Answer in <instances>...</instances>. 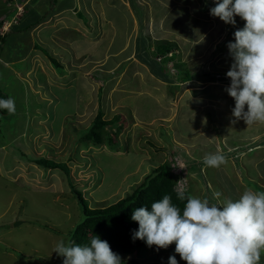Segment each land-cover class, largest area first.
<instances>
[{
  "label": "rangeland",
  "instance_id": "rangeland-1",
  "mask_svg": "<svg viewBox=\"0 0 264 264\" xmlns=\"http://www.w3.org/2000/svg\"><path fill=\"white\" fill-rule=\"evenodd\" d=\"M49 1H43L42 21L51 16L50 11L46 13ZM81 1L50 2L58 10L69 5L79 9ZM213 6L214 0H131V15L126 9L119 11L118 6L108 9L114 28L108 51L116 54L107 59L111 62L108 67L107 62L90 61L104 48L99 47L95 54L87 52L86 43L81 39L75 42L81 33L73 32L63 21L58 24V54L53 55L50 42L38 44L44 71H38V86L31 88L32 94L22 95L24 87L15 78L0 87L6 99L15 102L14 114L0 112V264H62L63 257L53 249L61 238L69 239L83 217L70 183L90 207H102L129 194L151 169L171 161L173 171L186 183L182 189L213 203L217 192L221 200H235L249 188L264 191L262 183L248 180L249 188L237 189L222 173L230 168L227 160V166L203 164L208 153L227 151L236 157L240 154L237 150L241 154L253 150L225 143L227 134L239 129L240 135L250 125L240 119L237 125L225 126L226 112L227 123L234 119V99L224 91L230 78L223 74L215 77L228 71L232 58L227 43L234 41L235 26L243 27L245 22L235 16V26L226 24L210 15ZM75 17L88 21L84 11ZM45 27V33L54 31L52 26ZM91 32L95 33V28ZM163 39L175 42V57L166 63L173 76L169 79L162 77L160 57L153 60V45ZM58 59L57 65L54 60ZM89 61L90 70L85 73L88 94L79 89L78 70ZM177 63L181 64L179 70L190 69V80H178ZM53 64L65 78L62 74L53 77ZM51 83L57 85L51 88ZM28 104L37 106L26 113ZM98 109L104 119L121 116L112 127L119 132L112 144L92 145L83 139ZM258 146L264 148V144H255L256 149ZM184 151L194 162L190 168L179 158ZM41 156L66 164L68 173L64 167L37 164L34 160ZM16 221L20 222L14 225ZM170 255L178 264H186L175 253V243L160 249L137 248L120 257L122 264H168ZM259 264H264V250Z\"/></svg>",
  "mask_w": 264,
  "mask_h": 264
},
{
  "label": "clouds",
  "instance_id": "clouds-1",
  "mask_svg": "<svg viewBox=\"0 0 264 264\" xmlns=\"http://www.w3.org/2000/svg\"><path fill=\"white\" fill-rule=\"evenodd\" d=\"M6 7L13 9V14L0 20V38L19 22L27 5L16 23L10 22L15 18L16 6L8 2ZM209 13L226 24L235 25V16L245 22L234 31V41L227 43L232 63L226 72L230 84L224 91L234 99L231 123L240 119L247 125L264 122V0H214ZM5 21L10 26L2 32ZM0 109L14 114V99H0ZM225 163L226 156L219 151L203 157L208 167ZM214 196L213 203L207 197L179 190L176 197L185 202L182 210L168 194L152 202L151 210L145 206L135 208L131 219L138 228L132 230V239L157 249L175 243V253L186 264H259L264 250V191L247 189L235 200H221L218 192ZM53 251L63 257L62 264H122L119 254L98 235L83 245L61 238ZM168 264H178L175 256L168 257Z\"/></svg>",
  "mask_w": 264,
  "mask_h": 264
},
{
  "label": "crops",
  "instance_id": "crops-1",
  "mask_svg": "<svg viewBox=\"0 0 264 264\" xmlns=\"http://www.w3.org/2000/svg\"><path fill=\"white\" fill-rule=\"evenodd\" d=\"M43 1L44 0H30L27 4L25 13L20 18L19 22L14 26H11V30L6 33L4 38H1L0 42V87L10 85V81L14 78L18 79L21 86L24 87L22 95H26L27 92L31 93V88L33 90V88L38 86V71H44V66L40 58L42 53L37 50L38 44L44 43V41L50 42L52 46V53H54L53 55L58 54V47L60 46L59 36H61L59 35L58 24L61 25V23L65 21V26H72L73 32H80V35L75 36V42L78 40L80 41L81 39V41L86 43L87 46L84 49L87 52L90 51L92 54H95L99 47H103L104 51L101 55L96 56L97 58L90 59V61L95 63L99 62L100 64L101 62H107L109 57L116 56V54L108 51V47H112L111 42L114 33L111 18L108 17V9L110 10L118 6L119 11L126 9L128 14L131 15V0H118L120 1L119 4L114 3V0H82L79 3V9L70 5L68 7L65 6L59 8L58 10H54V7L46 8V13L50 11L51 16L48 17L47 21H42L40 17L43 15V9L46 4ZM114 4H116V6ZM80 10L84 11L86 14L88 18L87 22L75 17V14H79L81 12ZM12 11L13 9L9 11L6 7L5 0H0V20L8 17L11 13L13 14ZM45 25H48L50 28L52 26L54 31L52 30L51 34L48 32L45 33L44 31H48L46 30L47 27L43 28ZM230 25L235 26L236 24ZM235 27L236 29L242 28L241 26ZM90 28H95V33H92V29L90 30ZM102 31L103 34L101 37ZM46 35L52 36V38H48ZM97 39L98 41H96ZM90 48H92V50H90ZM93 48H96V50H93ZM54 61L58 65L60 64L61 59H58L59 62L57 60ZM90 61L78 70V80L80 81L79 89L82 92L88 91V94L90 93V85L85 81V73L90 70ZM49 62L51 63L50 60ZM106 65L107 67L108 65L111 66V62H107ZM55 68H57L56 65L53 66V70L55 72L51 71L53 77L58 78L57 75L62 74V78H65L63 71L61 70V73L56 72L57 70ZM22 71L25 72V74H23L24 76L20 75ZM54 85L57 84L51 83V88H54ZM16 102H19V100ZM51 102L50 97V105ZM36 106L37 104L32 107L31 104H28L25 108V112L28 113L32 109H35ZM82 111H85V109ZM228 117L229 114L226 112V121H228ZM226 121L225 126H232V123H227ZM234 124H239V121H236ZM249 125L250 127L244 129L240 135H238V129L237 133L227 134V136H225V143L227 146L232 144L231 146L247 145L249 147H253L252 151H245L243 154H239L236 157V153H233L232 156L229 155L226 160L229 162L230 168L227 171L222 172L227 180L233 182L235 187L241 190L249 188L246 185L247 180L256 183L260 182V184L262 183L261 185H264V156L262 155L264 148H259V146L257 149L255 148V144H264V122H258L255 124L253 122ZM190 148L192 149V147ZM170 150V148L165 149L166 152H170ZM235 152H239V150ZM195 156L196 154L194 153V157ZM190 157L193 158V156ZM224 165L227 166L228 164ZM243 175L245 176V179L242 178ZM214 179H216L215 175Z\"/></svg>",
  "mask_w": 264,
  "mask_h": 264
},
{
  "label": "trees",
  "instance_id": "trees-1",
  "mask_svg": "<svg viewBox=\"0 0 264 264\" xmlns=\"http://www.w3.org/2000/svg\"><path fill=\"white\" fill-rule=\"evenodd\" d=\"M53 3V0H50ZM49 1L48 5H52ZM54 4V3H53ZM49 7V8H50ZM1 40V38H0ZM1 42V41H0ZM175 42L166 39L157 40L153 45V60L159 58L160 68L164 71L162 77L171 78L173 77L170 71L166 68L167 61L173 59L175 54L172 52V48ZM181 64H176L178 80L186 81L190 80L193 75L190 74V69L179 70ZM189 71V72H188ZM209 78H214L212 74L207 73ZM168 75V77H167ZM0 97L6 99V96L0 92ZM0 112L4 115L7 112L6 109H0ZM121 120L119 114L113 116L111 119L103 118V111L97 110L89 128L84 132L83 139L87 143L92 145L99 144H112L115 135L119 132L112 130L117 121ZM117 126V125H116ZM122 125L118 126L121 128ZM116 127V129L118 128ZM226 157L232 156L231 152H222ZM170 155V154H169ZM179 158L184 160L186 168H190L193 165L189 161L187 153H179ZM227 159V158H226ZM37 164L49 167H64L66 164L62 162H54L45 157H38L34 160ZM174 164L171 161H165L151 169V171L143 178V180L124 197L102 207H90L87 200L82 195L81 191L74 188L70 183V188L76 200L81 208L82 219L69 235V239L75 241L77 244H89L92 236L98 235L100 239L106 240L112 251L119 254V256L128 254L132 250L137 248L154 249L157 248L155 245L149 247L143 240L132 239V230L138 228V223L131 219L132 211L135 208L145 206L151 210V203L161 199L163 195L168 194L172 197L173 203L181 208L184 207L185 202L180 201L176 197V192L180 189L177 188V183L180 181L178 173L173 171ZM189 193L188 190H185Z\"/></svg>",
  "mask_w": 264,
  "mask_h": 264
},
{
  "label": "built area",
  "instance_id": "built-area-1",
  "mask_svg": "<svg viewBox=\"0 0 264 264\" xmlns=\"http://www.w3.org/2000/svg\"><path fill=\"white\" fill-rule=\"evenodd\" d=\"M30 0H5L6 3L14 4L16 6V14L15 18L10 21L11 23H16L17 22V17L23 12L24 7L29 3ZM10 22H4L3 25L1 26L2 32L4 30H7L8 27L10 26Z\"/></svg>",
  "mask_w": 264,
  "mask_h": 264
},
{
  "label": "bare ground",
  "instance_id": "bare-ground-1",
  "mask_svg": "<svg viewBox=\"0 0 264 264\" xmlns=\"http://www.w3.org/2000/svg\"><path fill=\"white\" fill-rule=\"evenodd\" d=\"M221 74H223L225 77H227L225 72L224 73L220 72L219 74H216L215 77H217L218 75H221ZM214 80H215V78H214ZM179 176H180V181H178V183H177V188L180 189V190H185V189H182L186 185V183L184 181V178L180 174H179Z\"/></svg>",
  "mask_w": 264,
  "mask_h": 264
},
{
  "label": "water",
  "instance_id": "water-1",
  "mask_svg": "<svg viewBox=\"0 0 264 264\" xmlns=\"http://www.w3.org/2000/svg\"><path fill=\"white\" fill-rule=\"evenodd\" d=\"M18 222H20V221H16V222H14V225L18 224Z\"/></svg>",
  "mask_w": 264,
  "mask_h": 264
}]
</instances>
